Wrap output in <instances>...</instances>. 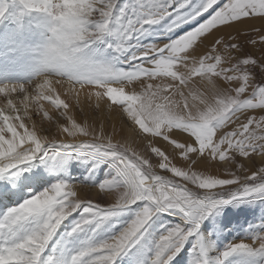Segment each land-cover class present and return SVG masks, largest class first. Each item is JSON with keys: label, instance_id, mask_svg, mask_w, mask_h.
Masks as SVG:
<instances>
[{"label": "snow or ice", "instance_id": "1", "mask_svg": "<svg viewBox=\"0 0 264 264\" xmlns=\"http://www.w3.org/2000/svg\"><path fill=\"white\" fill-rule=\"evenodd\" d=\"M18 2L21 15L43 16L50 10L47 0ZM5 11V6L0 5V18ZM197 18H203V22ZM246 18H264V0H198L196 4L193 0H131L124 5L118 0H86L85 10L76 21L75 36L68 35L67 29L47 24L49 35L41 53L40 73L28 84L0 85V95L7 98L4 108H0V176L5 177L0 182V203L49 182L43 170L20 175L35 159L47 155L45 145L88 149L99 162L108 163L110 174L99 185L88 187L99 189L96 203L76 198L83 185L61 180L9 208L0 217V256L11 253V264H54L55 258L43 253L67 217L75 219L67 233L71 248L73 237L94 233L135 206L133 218L116 235L99 244L82 246L71 254L70 264H116L118 258L144 239L149 222L158 213L170 214L178 218V223L165 228L156 239L150 264H171L190 239L194 264H210L211 246L205 247V238L199 233L203 220L233 202L264 198V167L243 179L231 170L227 171L228 178L205 174L217 161L243 171V166L237 164V154L249 160L252 154L264 157V117L259 121L246 117V123L240 120L250 109H264V86L251 84L249 72L241 68L252 66L253 74L264 79V56L231 63L232 50L241 48L237 43L217 39L211 48L214 55L198 57L193 46L218 26ZM194 20L198 26L175 40L142 48L139 45V40L163 21H167L166 31L174 32ZM251 43L258 42L251 38ZM259 43L264 44V35ZM97 44H106L114 54L113 65L120 67L105 66L88 58V50ZM215 45H221V50ZM157 79L171 83L148 82ZM53 80L70 85L66 94L77 107L81 106L78 88L103 89L88 94L90 101L95 97L96 108L107 97L112 105L122 108L144 140L153 139L144 152H138L131 143H113L103 126L97 130L86 113L83 123L77 121L70 105L53 95ZM237 80L240 85L234 89L221 86V82L226 85ZM135 82L143 85L141 91L125 94L124 88ZM33 83L35 90L29 94ZM250 86L251 93L242 99ZM15 93L24 94L19 108L13 99ZM41 100L56 110L63 109L55 118V127L61 136L66 134L71 139L57 140L44 134L49 129L25 125V119L31 120V106L38 114L42 112L43 120L51 126L54 118L44 111ZM230 124L240 127L228 131ZM157 137L161 138L159 147L153 146ZM148 148L159 157L155 163L152 155L145 154ZM177 155L182 167L170 159ZM157 167L184 183L160 174ZM11 176L18 179H8ZM105 201L109 202L102 206ZM5 237L10 239L4 242ZM251 241L229 244L214 264H226L236 254L264 255V231Z\"/></svg>", "mask_w": 264, "mask_h": 264}, {"label": "rangeland", "instance_id": "2", "mask_svg": "<svg viewBox=\"0 0 264 264\" xmlns=\"http://www.w3.org/2000/svg\"><path fill=\"white\" fill-rule=\"evenodd\" d=\"M118 2L120 5H124L126 3H131V0H118ZM197 2L198 0H193V4H196ZM221 2H226V0H221ZM0 5H3L6 8L5 15L0 18V85L5 83L28 84L40 73L41 70V53L49 35L47 32L48 22L41 14L38 13H25L24 15H21L22 8L19 5L18 0H0ZM205 16H207V14H205ZM247 19L248 18L232 22L229 25H220L216 29H213L210 33L200 37L193 46L196 49V56L198 57L199 55L208 54L214 55L215 53L211 52V48L217 39H221L228 44L237 43L241 46L240 50H232L231 63H239L241 60L246 58L259 60L262 56H264V44L259 43L260 36L264 35V29L255 28L231 34L226 33L227 29L232 27V25H235L238 22H243ZM202 22L203 18H200L199 23ZM166 23L167 21H163L161 24L153 26L147 34L139 40L141 48L147 45L166 44L170 40H175L177 37L184 35L185 32L191 31L198 26V23L194 20L191 24H184L177 27L174 32H167L165 29ZM185 26L187 28L183 32L179 33L178 30ZM251 38H255L258 43L253 45L251 43ZM215 46L218 51L222 48L221 45ZM189 52H192V49H190ZM221 54L223 53L221 52ZM87 56L95 63L105 66L120 67V65H113L114 54L111 50L107 49L106 44L94 45L88 50ZM241 68L242 70L249 72L251 84H254L257 87L264 86V79L253 74L251 71L252 66L241 65ZM195 79L199 78L196 77ZM148 82L153 84L171 83L170 80L164 79H157ZM239 85L240 81L238 80L226 85L221 82V86L228 89H234L239 87ZM35 86V83H33L31 87L28 88L29 94L34 92ZM127 87L130 89L124 88L125 94H133L139 93L143 85L139 82H135L133 85ZM56 88L61 91L59 87ZM251 91L252 87L250 86L241 98H247ZM56 92L57 90L55 89L53 95L56 96ZM19 94L20 93H17L16 96ZM231 94L234 95V92ZM58 95L59 97H62L63 93L59 92ZM105 99L107 100V97H105ZM62 100L69 104V100L67 98L63 99L62 97ZM106 102H108L109 105L111 104L108 100ZM39 103L43 107L44 111H47L50 116H59V112L63 111V109L56 110L54 106L47 101L41 100ZM112 106L119 118V121L116 125H114V127H110V118L106 115L111 111V108L107 107L108 109L106 108L104 113L106 116L104 120L105 135L111 137L113 143H131L138 152H144L142 147L147 148L148 143L143 146L142 143L130 142L126 134V129L128 127L134 130L139 129L135 126L133 121H130L127 118V114L123 113L121 107L117 105ZM89 108H92L89 109V111L92 114L91 118L93 120L95 119V122L97 117L96 113H98L99 109L96 108V105H91ZM74 110L77 114L82 113L76 105L74 106ZM32 111L34 118L40 115L43 119L42 112L38 114L35 108H32ZM246 117L259 121L261 117H264V109H250L245 113V115L240 117V120L246 123ZM43 121L45 122L44 125L49 123L48 121ZM238 127H240L239 124H230L227 130L233 131ZM252 127H254V125ZM96 128L99 130L97 126ZM51 137L56 138V136L53 135H51ZM56 139L59 140V138ZM149 139L152 140V138ZM160 145L161 144L156 141L153 144V146L157 147ZM46 146L50 147L47 152L48 154L46 156H42V158H38V160L34 162H31L25 167V169L21 170L20 175L30 174L32 171L36 170H43L49 177V182L39 189L28 190L27 194L25 191V193L21 196L15 197L12 205H8L0 210V217H2L9 208L17 206L23 199L28 198L38 191H43L50 187L52 183L61 180L66 181L69 184L83 185L77 190L76 198L80 200H89L92 203L97 202V193H99V189H90L88 187H95L108 177L110 174L108 163L99 162L96 154L92 153L88 149H82L79 147L62 148L58 145ZM161 150L164 149L161 148ZM145 154L152 155L153 163L159 160V157H155L154 154H151L150 148H148ZM170 159H172L173 164L177 167H182L178 155L174 158L170 156ZM245 161L250 163H246ZM237 164L242 165L244 170L237 172V169L232 167L230 164L225 163L224 161H217L214 163L211 171H206L205 174L218 176L219 178H228L227 171L231 170L236 172L237 175L243 179L244 176L251 175L253 172H258L259 168L264 167V157L252 154L251 160L249 161L248 158L239 157L237 154ZM156 171L178 183H184L183 181H180L179 178L173 177L171 173L162 172L158 167ZM4 179L5 177L0 176V182H3ZM8 179H18V177L11 176L8 177ZM187 186L189 188H194L191 184H188ZM108 202L109 201H105L102 206H105ZM136 210L135 206H133L132 211L123 212L120 216L108 221L103 227L94 233L86 232L73 237L72 241L74 243L71 248L68 247L69 240L67 238V233L73 227L75 219L73 216H69L57 228L56 233L48 242L43 255L45 257H54V264H70V256L72 253L80 250V248L84 245L99 244L116 235L123 226L130 222ZM238 212H242V215H237ZM226 214L231 216V220L224 222ZM176 223H178V218L170 214L158 213L149 222L144 239L127 254L118 258L116 264H148L154 254V244L156 239H158L165 228ZM262 231H264V198H254L245 201L233 202L228 204L225 209L219 208L203 220L199 229V233L202 237H207L210 240L209 243L214 244L212 246L216 245V247L211 248V251L208 253L210 262L213 260V257H217L221 252H223L229 244L234 242L251 244V239ZM21 235H23V233H21ZM8 239L10 238L5 237L4 242H7ZM202 243L205 247H207L204 240ZM138 249L140 251H138ZM191 249L192 240L190 239L181 251L174 257L171 264H175L179 258H181V260H183L186 264H194V257L190 253ZM263 262L264 255L248 256L245 254H236L230 257L226 261V264H263Z\"/></svg>", "mask_w": 264, "mask_h": 264}, {"label": "bare ground", "instance_id": "3", "mask_svg": "<svg viewBox=\"0 0 264 264\" xmlns=\"http://www.w3.org/2000/svg\"><path fill=\"white\" fill-rule=\"evenodd\" d=\"M186 28H187L186 26L185 27H181L178 30V32L179 33L180 32H183ZM255 28L264 29V18H248L247 20H245L243 22H238L237 24L232 25V27H230L229 29H227L226 33L227 34H231V33H234V32H241V31H244V30H247V29L249 30V29H255ZM39 82L42 83L43 82V78H41ZM51 87L53 89L55 88L57 90L58 94H59V92L60 93H63V96H62L63 99L64 98H67L69 100L70 111L72 112L73 115L76 116L78 122L83 123L84 114L86 113L87 114V117H88V121L90 123H94V124L96 123V126L99 129H100L101 126H103V129H104V120H105V117L106 116L110 118V124H109L110 127H114V125H116L118 123L119 118H118L115 110L113 109V106L111 104L109 105L108 102H106L107 100L105 98L102 101H100V107H99L98 113L95 112L97 114L96 121L94 122L95 119L93 120L91 118L92 117L91 116L92 114L89 111V109H92V108H89V107L91 105H96V100H95V97L93 96L92 100L90 101L88 99V94L89 93H95L96 91L103 92L104 90H98V89H94V88H83V89H79L78 88V91L80 92V101H81V106L79 107V109L81 110V108H83L84 111L81 114L80 113L77 114L75 112V110H74V106L76 105L75 102H74V100L73 99H70L69 96L66 94L68 92V90L70 89V85H68L67 83L57 84V83H55V80H53ZM56 87H59L61 91H59V89L56 88ZM125 89H130V88H128L126 86ZM57 92H56V96H59L57 94ZM16 94L17 93L13 94V99H14V102L16 103V106L19 108L20 107L19 101L23 99V95L24 94L23 93H20L17 96H16ZM73 95H75V93H73ZM62 97L60 96L61 99H62ZM6 103H7V98L4 97L3 95H0V108H4V105ZM107 107L111 108V111L109 112V110H108L109 113L105 116L104 113H105V109ZM29 111H30V115H31V120L25 119V121H24V123H25V125L27 127L31 128L33 126V124H35L37 126V128H39V127L42 126L45 129H49L47 132L44 133L45 135H49L50 137H51V135L56 136V138H59V140L60 139H67L66 134L64 136H61L59 134V132L57 131L56 127H55V118L57 117L56 115H53L52 116L54 119H53V122H52L51 126H49V123H47L46 125H44L45 122L43 121V119H42V117L40 115L39 116L37 115L38 117L34 118L33 111H32V107L31 106H30ZM5 112L7 113L8 110L5 109ZM80 112H82V111H80ZM16 114H22V113H13V115H16ZM63 123L66 124L67 122L65 121ZM19 131H22V130H19ZM126 134H127L128 138H129L130 142H133V143H142L143 146L148 143L147 142L148 140H150L149 139L150 137L147 140H144L143 139V134H139V130L130 129V127H128L126 129ZM184 135H186V134H184ZM154 140L156 142H158V143L161 144V138H154ZM24 146L27 147V145H24ZM49 149H50V147H47L45 145L44 150L46 152H48ZM142 149L144 150L146 148L145 147H142ZM36 160H38V159H35L34 161H36ZM245 162L246 163H250L248 161H245ZM27 192H28V190H26V194H27ZM13 199L11 201H4L3 203H0V210L3 209V208H5V207H7L8 205H12L13 204ZM227 206L228 205L222 207V209H225ZM237 215L241 216L242 215V212H238ZM230 220H231V216L230 215L228 216L226 214L225 217H224V222L225 221H230ZM205 228L207 229L206 226H205ZM204 238H205L204 239V242H205V244H206L207 247L209 245L211 246V248H215L216 247V245L215 246H212V245H214L213 243H211V244L209 243L210 240L207 237H204ZM218 256L217 257H213V260L210 262V264H214V261H215L216 258H218ZM148 264H150V262H148ZM175 264H186V263L183 260H181V258H179L176 261ZM263 264H264V262H263Z\"/></svg>", "mask_w": 264, "mask_h": 264}, {"label": "clouds", "instance_id": "4", "mask_svg": "<svg viewBox=\"0 0 264 264\" xmlns=\"http://www.w3.org/2000/svg\"><path fill=\"white\" fill-rule=\"evenodd\" d=\"M49 11L43 15L49 25L67 29V34L76 35V21L85 10L86 0H47ZM9 253L0 256V264H11Z\"/></svg>", "mask_w": 264, "mask_h": 264}]
</instances>
